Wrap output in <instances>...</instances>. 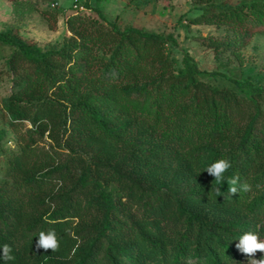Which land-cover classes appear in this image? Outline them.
Returning a JSON list of instances; mask_svg holds the SVG:
<instances>
[{
	"label": "trees",
	"instance_id": "obj_1",
	"mask_svg": "<svg viewBox=\"0 0 264 264\" xmlns=\"http://www.w3.org/2000/svg\"><path fill=\"white\" fill-rule=\"evenodd\" d=\"M95 11L92 34L77 51L82 76L50 89L45 77L35 81L51 98L21 118L39 136L22 138L18 151L0 159L13 180L0 185V246L10 245L15 257L8 264H247L238 238L246 231L264 238V201H251L264 190V85L202 70L190 52L179 65L171 37L122 30ZM190 21L261 24L264 1L204 8ZM219 76L231 85L207 80ZM216 134H228L227 148L212 161L227 158L226 176L252 180V192L232 201L197 188L207 175L193 153ZM49 230L59 250H37L39 233ZM91 237L79 260L69 261Z\"/></svg>",
	"mask_w": 264,
	"mask_h": 264
},
{
	"label": "rangeland",
	"instance_id": "obj_2",
	"mask_svg": "<svg viewBox=\"0 0 264 264\" xmlns=\"http://www.w3.org/2000/svg\"><path fill=\"white\" fill-rule=\"evenodd\" d=\"M250 1L255 0H0V159L18 151L22 138L30 140L39 136L34 134L36 127L32 121L21 118L23 109L36 108L38 103L51 98V90L42 92L34 85L35 81L45 77L50 89L54 81H72L82 76L85 62L78 58L77 51L92 34L89 19L98 18L96 6L107 22L116 23L122 30L134 27L171 37L169 50L179 65L184 54L190 52L202 70L219 71L232 78L264 85V23L213 25L190 21L204 8L215 11ZM23 49L45 58L27 59ZM101 71L103 75V69ZM207 80L221 86L231 85L224 76ZM124 88L133 94L129 91L130 85ZM18 110H21L19 114ZM227 137L228 134L212 136L210 142L200 145L193 155L198 167L207 175V181L197 188H203L204 193L208 191L215 198L232 201L239 193L230 194L221 187V195L217 196L215 189L219 186L206 171L213 163V153L226 150ZM5 182L12 184L13 180L0 168V185ZM248 184L251 185L252 180ZM255 199L264 201V190L251 197V201ZM92 240L93 237L82 242L69 261L77 262ZM46 258L42 255L37 261Z\"/></svg>",
	"mask_w": 264,
	"mask_h": 264
},
{
	"label": "clouds",
	"instance_id": "obj_3",
	"mask_svg": "<svg viewBox=\"0 0 264 264\" xmlns=\"http://www.w3.org/2000/svg\"><path fill=\"white\" fill-rule=\"evenodd\" d=\"M232 167L231 161L227 158H220L213 162L206 168L207 173L214 177V181L219 187H216L215 193L217 196L221 195V187L224 184L228 186V193L236 194L237 192L250 193L253 188L248 183H240L239 175L226 176L225 173ZM257 189H261V185L255 186ZM36 241V249H43L45 252L48 250L58 251L60 248V238L54 230L47 232L41 231ZM236 249L247 257V264H264V256L260 259H256V253H264V238L258 234V232L246 231L238 238V243L235 245ZM2 249V259L5 264L10 261H14L15 257L12 255V247L8 244L0 246ZM191 264V261L188 262Z\"/></svg>",
	"mask_w": 264,
	"mask_h": 264
}]
</instances>
